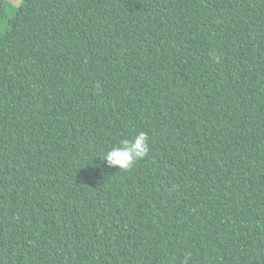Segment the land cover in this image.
I'll return each instance as SVG.
<instances>
[{
    "label": "trees",
    "instance_id": "1",
    "mask_svg": "<svg viewBox=\"0 0 264 264\" xmlns=\"http://www.w3.org/2000/svg\"><path fill=\"white\" fill-rule=\"evenodd\" d=\"M16 3L0 264H264V0ZM139 132L142 159L102 164Z\"/></svg>",
    "mask_w": 264,
    "mask_h": 264
},
{
    "label": "clouds",
    "instance_id": "2",
    "mask_svg": "<svg viewBox=\"0 0 264 264\" xmlns=\"http://www.w3.org/2000/svg\"><path fill=\"white\" fill-rule=\"evenodd\" d=\"M148 151V136L145 132H139L131 140L120 141L108 150L104 156L102 164L107 168L126 170L142 159Z\"/></svg>",
    "mask_w": 264,
    "mask_h": 264
},
{
    "label": "rangeland",
    "instance_id": "3",
    "mask_svg": "<svg viewBox=\"0 0 264 264\" xmlns=\"http://www.w3.org/2000/svg\"><path fill=\"white\" fill-rule=\"evenodd\" d=\"M11 1H12L13 9L15 10L18 7V3H16V2L19 1V0H11ZM12 6H11V9H12ZM3 27L4 28L2 29V32H5L7 30V28H5V25Z\"/></svg>",
    "mask_w": 264,
    "mask_h": 264
}]
</instances>
